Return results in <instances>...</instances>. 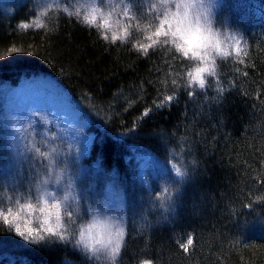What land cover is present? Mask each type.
Wrapping results in <instances>:
<instances>
[{
	"label": "trees",
	"instance_id": "16d2710c",
	"mask_svg": "<svg viewBox=\"0 0 264 264\" xmlns=\"http://www.w3.org/2000/svg\"><path fill=\"white\" fill-rule=\"evenodd\" d=\"M218 3L216 22L229 19L240 30L244 56L217 60V74L190 98L191 64L166 45L139 51L145 33L131 29L126 43H105L63 13H50L45 28L23 29L21 23H33L35 1L13 2L5 12L0 0V86L23 75L55 80L88 119L93 138L84 160L102 171L98 186L119 180L128 229L117 264H264V0ZM141 15L137 24L146 30L148 16ZM166 95L174 101L164 102ZM1 107L0 99V179L9 155ZM142 150L167 171L150 177L147 187L134 175ZM170 162L186 172L182 180ZM8 169L17 176V167ZM26 178L0 181V202L24 191L19 180ZM161 181L172 191L171 211L154 199ZM189 238L185 252L180 245ZM0 264L92 261L70 242H26L0 224Z\"/></svg>",
	"mask_w": 264,
	"mask_h": 264
},
{
	"label": "clouds",
	"instance_id": "9594fccd",
	"mask_svg": "<svg viewBox=\"0 0 264 264\" xmlns=\"http://www.w3.org/2000/svg\"><path fill=\"white\" fill-rule=\"evenodd\" d=\"M218 8V0H147L143 10L152 16L154 28L146 36L188 61L192 76H214L217 60L228 58L233 47L241 45V37L234 30L217 24ZM34 12L33 19L38 17L44 24L50 13H63L95 30L105 43L124 44L131 29L139 30L136 9L129 0L44 2ZM192 76L186 77L189 86H193ZM8 127L10 137L18 142L19 154H28L43 165L28 191L18 190L2 198L0 224L10 227L26 242L55 237L61 243L70 242L92 264H117L127 236L126 212L112 208L101 198L96 202L88 200L85 214L78 182L71 168L61 162L66 150L79 151L76 138L84 130L75 125L64 128L49 112L36 110L29 111L27 118L13 115ZM62 132H74L72 141L62 137ZM9 146L14 151L11 139ZM172 170L179 176L176 167ZM160 183L161 191L154 194V199L163 211H168L170 201L162 194L172 195V191L164 181ZM3 192L9 193V189ZM37 233L43 239H33Z\"/></svg>",
	"mask_w": 264,
	"mask_h": 264
},
{
	"label": "rangeland",
	"instance_id": "374dc122",
	"mask_svg": "<svg viewBox=\"0 0 264 264\" xmlns=\"http://www.w3.org/2000/svg\"><path fill=\"white\" fill-rule=\"evenodd\" d=\"M19 0H2L3 9L8 12L11 8V3L18 2ZM35 3L40 5L44 2H51L53 4H59L61 0H34ZM141 1V11L138 12V6L136 5V20L138 23L140 17H142V12H144L143 7L147 3V0ZM147 18V29L139 28V33L147 34L150 28H154L153 18L146 12H144ZM133 21H129L132 23ZM220 26H229L241 37V53L237 56L234 52L230 55L234 58H242L245 51V41L241 36L240 30L231 26V21L229 19L219 21ZM142 34V35H143ZM144 40H146V35ZM141 39V41H144ZM139 43H148L141 42ZM10 51L4 54L6 57H11ZM0 99L2 101L1 115L5 131V142L8 150V160L6 171L3 172V176L0 179L1 183H4V179L18 178L22 174H26V180L20 181L21 189L28 191L37 174V170L42 168L43 162L36 161L31 158L30 155L25 154L21 156L19 154L18 142L14 137H10V130L8 127L10 118L15 115L19 118H27V113L31 110L36 111H47L57 119L61 121V126L68 128L69 125H75L78 129H83L84 132L79 137L76 138V146L79 151H65V155L61 158V162L68 165L73 173L74 178L77 180L78 185L81 190L82 197L84 198L82 202L83 210L86 214V202L91 200L96 202L102 198L103 202L114 209H121L125 211V200L124 192L119 180L116 176L106 180L103 186H98L99 174L102 172L98 167H90L85 162V157L87 156L90 143L92 141L93 135L87 130L88 119L81 112L80 108L72 100L68 92L60 87L59 84L55 82L51 77L36 74L30 76H22L18 81L13 84H2L0 86ZM74 132H62L61 136L68 141H72ZM12 140V148L14 151H10L9 140ZM8 166L16 168L17 176L11 174ZM161 176H165L167 171L161 165V163L149 152L141 151L137 154L136 161L134 163V175L137 182H140L143 186L147 187L148 179L155 176L157 173ZM11 182V181H10ZM16 181L17 185L19 183ZM149 190V189H148Z\"/></svg>",
	"mask_w": 264,
	"mask_h": 264
},
{
	"label": "snow or ice",
	"instance_id": "6c2138e0",
	"mask_svg": "<svg viewBox=\"0 0 264 264\" xmlns=\"http://www.w3.org/2000/svg\"><path fill=\"white\" fill-rule=\"evenodd\" d=\"M129 2L136 7L137 4V0H129ZM39 6V4L37 5ZM19 27L23 28V29H28L30 27H35L36 29H41V28H45L46 25L37 17L36 19L33 20V23L30 25L28 23H21L19 25ZM115 38V37H114ZM146 40L149 41L150 43H139L138 45V50L143 52L144 54H148L149 51L155 46L157 45V42L155 40H152L150 38V36H146ZM12 52L18 51V49L13 48L11 50ZM235 53L237 56L240 55L241 53V47L240 44H236L233 49H232V53ZM231 53V54H232ZM246 55V53H245ZM230 56V55H229ZM241 63H243V61H240ZM216 70L214 72V76L216 75ZM189 76H192L191 73H188ZM209 77L212 76H205L204 73H201L200 76H192V80H193V86H189V81L187 80V83L185 85V87L187 88V95L192 98L193 97V89L194 88H198V89H205L206 88V81L208 80ZM173 84H176V80L173 79L172 81ZM196 83H198L200 86L197 87ZM173 92H175V89H173ZM175 99L174 95H166L164 97V102H173ZM164 104L161 103L160 105H158V107H163ZM176 167V171L179 173V177L181 178V180L186 176V172L182 170L181 167L177 166V164H171V168ZM176 183H180V180H177ZM166 199H168L170 201L169 203V207H168V211L172 210V206L174 203V200L172 199V195L171 193H167V197ZM6 223L8 222L7 220L5 221ZM33 239H43V237L40 236L39 233L36 234V236L33 237ZM193 244V241L191 238H189L187 240L186 244H181L180 246L184 249L185 252H187L189 250V246ZM145 264H147V262H145Z\"/></svg>",
	"mask_w": 264,
	"mask_h": 264
},
{
	"label": "bare ground",
	"instance_id": "6f19581e",
	"mask_svg": "<svg viewBox=\"0 0 264 264\" xmlns=\"http://www.w3.org/2000/svg\"><path fill=\"white\" fill-rule=\"evenodd\" d=\"M241 25H242V24H241ZM241 25H240V26H241ZM242 26H243V25H242ZM34 74H35V73H34ZM35 75H36V74H35Z\"/></svg>",
	"mask_w": 264,
	"mask_h": 264
}]
</instances>
